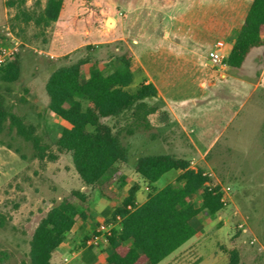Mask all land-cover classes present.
<instances>
[{"label":"rangeland","instance_id":"rangeland-1","mask_svg":"<svg viewBox=\"0 0 264 264\" xmlns=\"http://www.w3.org/2000/svg\"><path fill=\"white\" fill-rule=\"evenodd\" d=\"M10 1L0 0V48L18 45L12 61L19 58L20 75L13 83L0 80V95L13 113L36 128L47 154L56 156L55 160H40L33 144L15 130L0 134V264H30V241L40 221L62 198L84 186L71 155L59 153L55 146L66 123L48 110L46 83L51 73L81 60L87 61L85 71L93 64L108 71L119 65L122 54L131 52L134 66L145 72L137 76L136 83L149 81L163 91L172 87L176 72L186 66L183 55L196 56L198 47L209 55L202 52L191 67L218 70L211 64L217 38L232 40L252 0H183L174 8H166L158 0H91L102 17L92 26L75 19L86 12L83 0H65L58 21L48 27H38L34 19L46 0H25L22 8L20 0H14L16 6H10ZM108 19L113 20L111 25ZM203 34L208 35L201 38ZM252 61L230 73L251 81ZM191 88L188 81L178 87L189 104L193 98L186 94ZM153 102L163 106L160 98ZM229 107L212 127L199 128L190 136L184 131L177 133L181 140L177 149L159 145L164 132L154 126L152 131L142 130L124 140L131 144L130 165L140 155L171 154L189 161L195 170H204L212 184L221 188L224 209L213 218L203 214L197 252L183 256V264H228L227 251L231 249L239 251L241 264H264V91L248 90ZM189 137L198 140L202 154L209 149L205 159L190 147ZM120 172L123 188H130L137 176L132 171L127 175ZM172 174L164 175L155 186L174 183L180 173ZM146 186L140 184L144 189L140 203L150 192ZM115 189L119 200L127 194L117 186ZM96 198L102 199L98 209L107 206L114 210L116 204L99 194ZM191 202L200 206V195ZM81 247L82 241L73 245L63 263L75 264L69 259ZM52 264L62 262L53 259Z\"/></svg>","mask_w":264,"mask_h":264},{"label":"trees","instance_id":"trees-1","mask_svg":"<svg viewBox=\"0 0 264 264\" xmlns=\"http://www.w3.org/2000/svg\"><path fill=\"white\" fill-rule=\"evenodd\" d=\"M83 1L86 12L76 21L98 25L102 18L100 10L91 0ZM178 1L159 0L165 7H173ZM64 2L46 0L44 8L34 17L35 24L48 27L57 22ZM24 4L25 0H20L19 7ZM9 5L16 6V2L12 0ZM26 19L31 17L27 15ZM254 49H264V0L251 1L227 58V67L242 68ZM85 64L87 61L81 60L53 71L46 91L50 99L48 110L66 123L55 142L57 151L71 155L75 171L89 190H73L47 212L30 241V264H51L53 254L67 240L75 224L90 217L94 191L116 202L109 220L122 217L121 229L104 242L106 264H160L201 234L204 213L213 218L224 209L221 188L212 184L204 170H195L189 161L171 154L140 155L130 165L131 144L124 140L142 130L152 131L149 116L160 108L153 102L159 99L158 89L151 83H136L143 71L134 68L131 52L122 54L119 65L108 71L96 64L85 71ZM19 75V58L0 68L2 82L13 83ZM6 129L15 130L31 142L40 160L56 159L55 155L47 154V146L36 135V128L13 113L0 95V134ZM121 165H130L147 185L150 192L144 203H137L138 183L119 200L115 187L123 188L124 181L118 172ZM170 172H180L176 181L157 188L155 184ZM198 195L200 206L191 202ZM128 206L133 209L128 210ZM88 239L82 242L83 246ZM227 253L228 264H241L237 249Z\"/></svg>","mask_w":264,"mask_h":264},{"label":"crops","instance_id":"crops-1","mask_svg":"<svg viewBox=\"0 0 264 264\" xmlns=\"http://www.w3.org/2000/svg\"><path fill=\"white\" fill-rule=\"evenodd\" d=\"M182 1L183 0L178 1L173 7L166 8H174ZM237 33L231 41H228V38H217L216 48L218 42H223V47L220 48V51L224 55L222 66L218 67V70L211 71L197 69L194 66L191 67L195 60L197 61L198 57L201 56L200 54L202 52L205 53L206 56L209 55V53L201 51L198 47L199 52L194 54L196 56L189 55V57H187L183 55L184 58H182L185 60L184 62H187V64L180 71L176 72L173 85H171L172 87H168L163 91L158 90L159 98L163 101V106L150 116V122L152 126L161 130L160 133L164 132L163 135L159 136L158 138L159 145L165 146L167 148L177 149L181 144V140L179 136L177 137V133L184 131L190 136L191 133H196L197 129L199 128L208 129L210 126L212 127L219 116L225 114L231 109L229 105L232 101L242 98V95L244 96L248 90L249 92L264 91V49H254L248 56L247 62H249L251 58L254 61V63L250 65V67L254 70V77L251 81H248L247 78H243L240 75L231 74L230 70L233 69L227 67L226 61L235 42ZM208 34L215 35L214 33L210 32ZM206 35L203 34L201 38L205 37ZM226 47H228V49ZM188 64H190V67ZM134 68L137 69L135 66ZM138 69H141L143 73H145L142 68ZM182 81H188L189 85H192L191 93H189V91L186 94L187 96H190L191 94L193 98L192 104H189L188 101L183 98V95H180L178 87ZM146 83H149V81ZM174 131H176V133ZM189 138L191 145L190 147L199 153L201 159H205L209 149H207L204 154H202L198 148V140L191 137ZM131 168L128 165H121L119 166L118 172L121 173L120 171H122L124 173L125 171L124 175L128 174L126 173L127 171H132L135 173V171ZM178 173L180 172H173L172 175ZM135 175L137 176L135 183H138L139 185L143 183L141 178L136 173ZM126 184H128V182ZM130 188L124 187L122 188V191L125 190L128 192ZM84 189L85 187L83 186L82 190ZM145 189L148 190V187L146 186ZM142 191H144V189L140 188L137 193L138 204L144 203L147 199L146 198L142 203L139 202V199L142 197ZM97 194H99L97 191L93 192V200L90 204L92 209L90 217L86 221H80L75 224L68 235L67 240L53 254L51 264L53 259L58 260L59 263L62 262V264H66L65 262L63 263V261L67 258V251L78 242H83L87 238H90L95 230V227L102 221L108 219V217L111 215L112 212L107 206L98 209L99 204L102 203V199L97 200ZM110 202H112L113 206H115L116 202ZM199 235L190 239L186 244H184V248H179V250L176 251L173 256H171V258L161 264H183V256L189 252H192V250H197L196 246L197 241L200 239ZM103 246V242L92 247L82 245L80 250L72 253V257H70L69 261L75 264H106L105 255L102 252ZM205 264L207 263L205 262Z\"/></svg>","mask_w":264,"mask_h":264},{"label":"built area","instance_id":"built-area-1","mask_svg":"<svg viewBox=\"0 0 264 264\" xmlns=\"http://www.w3.org/2000/svg\"><path fill=\"white\" fill-rule=\"evenodd\" d=\"M223 47V42H218L217 43V48L213 50L211 54V64L214 67H221L223 60H224V55L220 51V48ZM19 48L18 45L15 44L12 47H3L0 48V68L5 65L6 63L12 61L15 56L18 54ZM223 202H225L224 198H222ZM132 206H128V210H132ZM121 222H122V217L121 216H116L114 219H111L109 221H103L99 223L94 232L92 233L91 237L87 240L86 246L92 247L96 246L101 242H106L107 237L111 236L114 231L121 229ZM243 227V226H242ZM246 232V230H243ZM252 241V243H254Z\"/></svg>","mask_w":264,"mask_h":264},{"label":"water","instance_id":"water-1","mask_svg":"<svg viewBox=\"0 0 264 264\" xmlns=\"http://www.w3.org/2000/svg\"><path fill=\"white\" fill-rule=\"evenodd\" d=\"M110 20H112V19H108V21H107V24H108V25H111V24L109 23Z\"/></svg>","mask_w":264,"mask_h":264},{"label":"bare ground","instance_id":"bare-ground-1","mask_svg":"<svg viewBox=\"0 0 264 264\" xmlns=\"http://www.w3.org/2000/svg\"><path fill=\"white\" fill-rule=\"evenodd\" d=\"M109 23L112 24L113 23V20H110Z\"/></svg>","mask_w":264,"mask_h":264}]
</instances>
